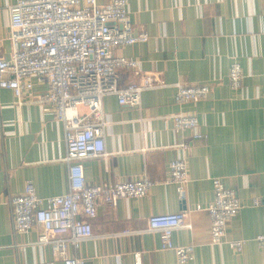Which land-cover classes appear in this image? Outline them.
<instances>
[{
    "label": "crops",
    "instance_id": "crops-1",
    "mask_svg": "<svg viewBox=\"0 0 264 264\" xmlns=\"http://www.w3.org/2000/svg\"><path fill=\"white\" fill-rule=\"evenodd\" d=\"M18 1L0 0V58H11L8 8ZM97 2L102 7L109 0ZM127 13L133 34L149 38L115 50V56L140 64L138 74L119 70L118 85L141 84L154 75L160 88L143 92L139 107L121 106L116 96L104 98L109 156L84 161L85 177L99 186L144 177L160 184L145 198L120 200L115 208L99 202L93 237L71 245L69 256L85 264H178L175 252L161 250L148 221L185 211L191 228L177 230L173 240L194 247L195 259L188 264H264L257 241L264 237V0H128ZM235 62L244 75L236 91L229 78ZM30 83L21 99L0 88V264H64L49 246L36 244L42 226L14 235L7 205L8 197L22 195L29 183L41 198L69 191L64 123L38 103L47 85ZM176 84L209 85L212 92L206 100L178 105ZM179 113L196 116L205 138L177 133L172 116ZM177 159L187 161L189 170L184 202L175 185L163 184ZM215 178L241 200L242 209L227 228V240L246 241L241 252L212 245L210 216L196 211L214 201Z\"/></svg>",
    "mask_w": 264,
    "mask_h": 264
},
{
    "label": "built area",
    "instance_id": "built-area-1",
    "mask_svg": "<svg viewBox=\"0 0 264 264\" xmlns=\"http://www.w3.org/2000/svg\"><path fill=\"white\" fill-rule=\"evenodd\" d=\"M128 0H109L100 7L97 0H19L8 8L10 15V59L0 58V88L14 90L21 99L33 85H47L38 103L48 105L64 123L67 146L64 162L68 166L69 191L61 196L41 198L33 184H27L22 195L9 196L14 235L28 234L43 227L37 245L49 246L64 264H85L83 259L69 256L71 245L93 237L92 221L97 217L99 202L115 208L120 200L143 199L160 182L144 177L137 181L119 182L113 186L90 185L86 181L84 161L107 158L106 127L103 100L116 96L121 106L139 107L142 93L160 88L154 75L141 84L120 88L117 72L121 69L138 74L140 64L135 60L115 56L116 49L146 42L148 34H133L127 13ZM232 90L243 87L244 75L239 63L230 69ZM176 103L206 100L212 92L209 85L176 84ZM84 110L88 113L84 114ZM94 120V121H92ZM177 133L190 131L195 140L205 138L199 132L196 116L182 113L172 116ZM189 183L187 161L177 159L169 164V177L163 184L176 186L181 202L186 200ZM214 201L206 210L210 216L212 245L226 244L241 252L246 241L227 240V228L242 209L237 192L223 180H213ZM254 205H261L255 200ZM186 224V213L153 216L148 231L157 233L161 250L173 251L178 264L194 261V247H179L174 233ZM70 234L69 237L66 235ZM257 241L264 248V237ZM139 260V256H138ZM140 264V262H139Z\"/></svg>",
    "mask_w": 264,
    "mask_h": 264
}]
</instances>
